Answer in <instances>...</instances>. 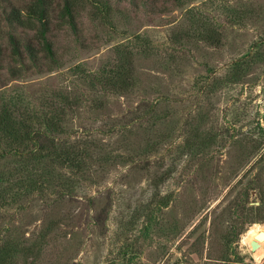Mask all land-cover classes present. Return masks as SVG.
I'll list each match as a JSON object with an SVG mask.
<instances>
[{
	"label": "rangeland",
	"instance_id": "rangeland-1",
	"mask_svg": "<svg viewBox=\"0 0 264 264\" xmlns=\"http://www.w3.org/2000/svg\"><path fill=\"white\" fill-rule=\"evenodd\" d=\"M32 1L0 0V112L61 104L56 137L89 157L58 165L64 184L36 171L45 187L16 200L15 159L0 161L8 264H264L245 242L264 230V0H45L57 64L13 77L8 36L40 45L7 16ZM122 66L134 86L102 89Z\"/></svg>",
	"mask_w": 264,
	"mask_h": 264
},
{
	"label": "trees",
	"instance_id": "trees-1",
	"mask_svg": "<svg viewBox=\"0 0 264 264\" xmlns=\"http://www.w3.org/2000/svg\"><path fill=\"white\" fill-rule=\"evenodd\" d=\"M72 5L70 1L65 3L62 10V19H65L74 28L76 25ZM27 8L25 18L22 12H11L7 16V22L11 27L14 28L16 26L36 31L35 38L40 45L38 49L27 45L23 51L21 41L14 34L8 36L12 59L21 63V68L19 70L12 69L11 75L19 78L25 72L40 68L45 63H48L47 65L50 63L52 68L57 64L52 43L47 38L50 4L48 3L47 5L45 0H33ZM1 25L2 23L0 22V39L2 35ZM127 55L130 56L131 53ZM125 61H128V59L125 58L124 63ZM3 62H5V55L0 46V68H2ZM124 63L121 65H124ZM120 70V73L114 75L112 80L106 83L101 82V88L115 94H126L134 86V75H132L133 72L127 73L123 66ZM67 95L68 93L64 95L62 100L64 105L68 104L69 107L66 108L72 110L74 106L80 105L74 101H72L73 103H68L69 97L67 98ZM19 99L11 101L15 107L13 110L5 107L0 112V161L14 158L15 167H17L14 171L20 178L18 181L20 184L17 189L18 192L11 196L15 200L22 190L31 192L45 187L42 182L43 179L40 177H38V180L35 179L37 177L36 171L44 172L49 180L53 182L64 184L63 180L65 177L58 173V165L78 173L87 167L86 160L89 157L88 151L83 146L82 139L79 138L77 141L61 144L60 139L56 137L61 132L60 128L67 116L64 112L65 108H62L61 104L55 103L50 107L46 106L44 109L40 106L39 110H42L39 111L37 109L35 111L36 108L26 105L22 106V101ZM42 137L48 143L47 146L40 143ZM262 198L263 206L259 209L264 208V195ZM7 206H9V201L1 199L0 196V209H4ZM12 249V246L6 248L4 241H0V264H8Z\"/></svg>",
	"mask_w": 264,
	"mask_h": 264
},
{
	"label": "bare ground",
	"instance_id": "bare-ground-1",
	"mask_svg": "<svg viewBox=\"0 0 264 264\" xmlns=\"http://www.w3.org/2000/svg\"><path fill=\"white\" fill-rule=\"evenodd\" d=\"M262 226H253L247 233V236L245 238V242L247 243H251L253 241H255L257 243V246L254 249V252H257V259H260L263 254H264V239L263 240H259L256 238V236L260 233V232H264V230H262Z\"/></svg>",
	"mask_w": 264,
	"mask_h": 264
},
{
	"label": "water",
	"instance_id": "water-1",
	"mask_svg": "<svg viewBox=\"0 0 264 264\" xmlns=\"http://www.w3.org/2000/svg\"><path fill=\"white\" fill-rule=\"evenodd\" d=\"M256 238L259 239V240H263V239H264V232H260V233L256 236ZM250 244H251L253 250H254L255 247L257 246V243H256L255 241L251 242Z\"/></svg>",
	"mask_w": 264,
	"mask_h": 264
}]
</instances>
